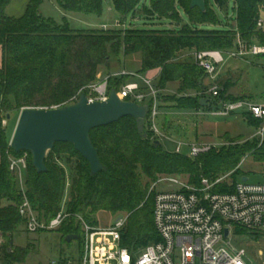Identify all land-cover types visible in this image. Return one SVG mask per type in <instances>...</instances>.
I'll use <instances>...</instances> for the list:
<instances>
[{
	"label": "trees",
	"instance_id": "trees-1",
	"mask_svg": "<svg viewBox=\"0 0 264 264\" xmlns=\"http://www.w3.org/2000/svg\"><path fill=\"white\" fill-rule=\"evenodd\" d=\"M14 1L0 0V237L5 239L0 247V260L3 258L4 264H24L31 251L13 248L14 235L24 232V219L19 212L24 197L10 170V158H19L25 152L18 154L10 147V139L2 127L4 115L8 118L12 112L23 109L52 110L69 106L82 89L97 80L100 67L121 63L122 58L135 55L141 57V69L121 71L145 76L159 70L160 109L170 99L163 96V91L169 84L178 83L179 98L170 100L173 107L198 111L203 106L197 94L203 89L202 80L206 75L193 57L182 59L184 55L203 50L227 52L234 48L238 35L247 41L258 37L264 45V33L257 31L262 0H235L237 19L232 31L210 29L218 20L209 0H205V12L192 8V0H150L149 7L142 5V0H110L118 23L124 27L119 30L71 28L68 15L101 19L104 0H57L65 15L61 24L41 14L43 0H26L23 15L11 17L7 9ZM214 1L219 9H225L231 0ZM181 12L191 24L205 29L185 24ZM138 16L148 22L176 24L179 29H134L132 23ZM130 80V77L112 79L110 88L118 91ZM219 82L222 84L220 78ZM222 85L223 100L253 99L251 95H229L233 86L229 80ZM249 125L256 123L250 120ZM145 134L147 138L139 133L133 118L93 130L91 140L104 168L95 176L89 163L70 144L55 145L45 162L47 171L42 174L33 167L29 153L25 196L39 220L51 222L65 206L68 218L57 231L63 239L77 235L79 240L82 221L97 226L95 218L101 212L126 213L128 222L122 232L121 246L137 253L161 242L153 216L156 191H151V182L159 176H187L190 184L198 187L202 178L215 181L219 175L230 172L232 181H224L214 191L231 193L245 176L236 173L245 155L251 153L255 162L264 163V144L259 147L256 141H250L254 148L259 147L253 150L248 142L237 146L236 140H229L233 147L214 148L191 159L165 150L163 144L157 145L146 127ZM62 160L65 167L60 164ZM247 235L261 237L240 227L235 229L236 238ZM61 260L62 264L67 261Z\"/></svg>",
	"mask_w": 264,
	"mask_h": 264
},
{
	"label": "built area",
	"instance_id": "built-area-1",
	"mask_svg": "<svg viewBox=\"0 0 264 264\" xmlns=\"http://www.w3.org/2000/svg\"><path fill=\"white\" fill-rule=\"evenodd\" d=\"M262 2L261 14H264V0ZM257 31L264 33L262 16L257 21ZM193 56L206 77L213 78L197 94L199 100L208 102L206 107L196 111L198 115L210 118L238 116L248 125L253 120L256 125H249L253 132L248 140L258 142L261 147L264 144V104H258L254 99L223 100L224 87L219 78L221 68L226 65L227 60L245 61L248 57H262L264 45L258 37L247 41L238 35L234 48L227 52L203 50L195 52ZM122 77H130L131 80L118 91L115 90L118 98L148 106L145 127L151 134V140L161 144L170 140L158 122L161 91L147 75L130 71L99 75L95 82L82 89L71 100L70 105L78 103L83 94L90 103L107 102L112 91L111 80ZM214 147L212 144H192L189 145L190 152L184 154L183 144L177 143L174 153L196 159ZM28 159L27 152L19 158H10V170L21 185L19 188L24 197L19 206L20 215L24 219L23 230L31 234L57 231L68 218L65 206L51 222L39 220L25 196ZM245 177L247 176H242L231 193L214 191L217 185L225 181L224 177L215 181L202 178L200 186L181 185L179 190L157 191L158 184H155L151 188V191H156L153 216L161 242L151 244L137 253L123 248L122 232L127 226L128 215L118 217L107 228L92 227L84 222L83 257L78 261L71 256L63 257L62 259L67 260L64 264H246V250L236 247L234 243L235 229L240 227L264 238V181L252 184L249 179L243 182ZM169 181L173 185H180L177 180ZM4 244L5 239L0 237V247ZM0 264H4L3 258ZM51 264H62V260Z\"/></svg>",
	"mask_w": 264,
	"mask_h": 264
},
{
	"label": "rangeland",
	"instance_id": "rangeland-1",
	"mask_svg": "<svg viewBox=\"0 0 264 264\" xmlns=\"http://www.w3.org/2000/svg\"><path fill=\"white\" fill-rule=\"evenodd\" d=\"M43 5L40 8L41 14L45 18H51L58 23H62L64 19V13L60 10L57 0H43ZM235 0H231L228 7L225 9H219L214 0H209L210 6L216 12L218 24L212 26V29L232 31L235 29L237 19V9L234 4ZM146 4L149 7L150 0H142V5ZM27 5L26 0H16L7 9V14L11 17H20L23 15ZM104 15L101 19L95 17H84L79 15H68V22L71 28L76 30H112L123 29L124 27L118 23V17L114 12L110 11L112 7L110 0H104ZM181 16L185 22L192 26L191 22L186 17L184 12H181ZM264 18V14H261ZM128 24V23H127ZM106 26V28H104ZM132 27L134 29H179L176 24H170L169 22H148L144 21L142 16L136 17L133 20ZM192 27L198 29H205L201 25H193ZM194 52H189L184 55L185 57H193ZM2 62V52L0 49V68ZM126 69L130 71H136L141 69V57L135 55L127 59L122 58L121 63L113 62L109 66H102L99 68L97 77L99 75H110L112 72H120ZM147 77L153 79L154 84L157 86L160 71L153 70L148 72ZM220 80L222 84L229 80L233 86L229 89L228 94L234 97L241 96H253V99L258 104H264V56L262 57H248L245 61L239 60H227L224 67L221 68ZM213 81V78H203L202 87L205 88ZM178 83L169 84L163 96L170 98L169 102L164 101L163 108L160 110L159 125L162 131L170 138V140L163 143L165 150L174 152L177 143L183 144V153L188 154L190 152L189 145L192 144H212L217 150H227L231 146L229 140H236L237 146H244L249 143L253 146L254 143H250L248 140L253 132V129L243 121L241 117L233 116L230 118H214L204 117L198 115L193 110H177L173 107L170 100H174L178 96ZM187 96V95H186ZM181 97V96H180ZM179 98V96H178ZM24 110V109H23ZM21 111H14L10 114V119L3 118V129L5 130L8 138L13 137L14 131L17 126V122ZM255 148H259L258 146ZM253 146V150L255 149ZM65 167V161L60 163ZM237 174L241 173L247 176L249 183L257 184L264 181V163L255 162L251 153H248L242 159L239 167L236 171ZM233 173H226L225 175H219L216 179L225 178V182L230 183ZM236 177V174L234 175ZM26 179V176H25ZM177 180L180 185H173L169 180ZM215 180V179H214ZM241 180V178H240ZM146 182H149L145 179ZM158 184L157 191L166 190H179L181 185H191L189 177L187 176H159L155 182H151V188L153 185ZM21 187V185H19ZM68 200V193L66 195ZM126 213H118L112 215L107 212H101L96 216L97 226L100 228H107L112 225L115 220L120 216H126ZM84 221L82 222V227ZM94 227L93 225H90ZM83 231V230H82ZM236 247L246 250L247 256L245 257L246 264H264V238L239 236L234 238ZM13 248L26 249L30 251L29 255L23 262L24 264H51L53 262H59L63 257H73L78 261L83 257L84 244L83 239L75 240L71 243H67L66 239H63L62 234L59 231L52 232H39L35 234L20 232L13 237ZM263 255V256H262Z\"/></svg>",
	"mask_w": 264,
	"mask_h": 264
},
{
	"label": "water",
	"instance_id": "water-1",
	"mask_svg": "<svg viewBox=\"0 0 264 264\" xmlns=\"http://www.w3.org/2000/svg\"><path fill=\"white\" fill-rule=\"evenodd\" d=\"M192 8L206 11L205 0H192ZM208 102L201 100L206 107ZM148 106L122 101L115 90L111 91L107 102L90 103L86 95H82L78 103L60 109H24L20 113L16 129L10 142L14 152H27L32 155L33 167L38 173L47 171L45 165L48 154L58 143L72 145L89 163L93 176L103 171L98 151L91 140V132L95 129L110 126L125 118H133L137 122L140 134H145V120ZM10 119V115H8ZM157 142V145H160ZM247 182L248 178L242 179ZM228 231H226V236ZM78 239L77 235H69L66 242Z\"/></svg>",
	"mask_w": 264,
	"mask_h": 264
},
{
	"label": "crops",
	"instance_id": "crops-1",
	"mask_svg": "<svg viewBox=\"0 0 264 264\" xmlns=\"http://www.w3.org/2000/svg\"><path fill=\"white\" fill-rule=\"evenodd\" d=\"M110 11L113 12V8L112 7L110 8Z\"/></svg>",
	"mask_w": 264,
	"mask_h": 264
}]
</instances>
